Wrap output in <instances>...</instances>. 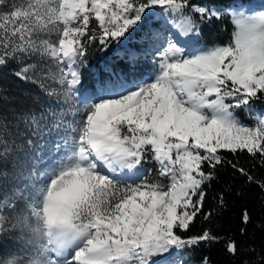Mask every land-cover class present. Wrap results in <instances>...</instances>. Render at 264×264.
Returning <instances> with one entry per match:
<instances>
[{"label": "snow or ice", "instance_id": "1", "mask_svg": "<svg viewBox=\"0 0 264 264\" xmlns=\"http://www.w3.org/2000/svg\"><path fill=\"white\" fill-rule=\"evenodd\" d=\"M158 13L171 18L175 35L158 26L141 31L145 17ZM225 19L230 40L202 46L204 25ZM113 44L127 45L125 58L97 73L92 95L77 107L88 49ZM148 46L157 49L155 70L137 79V54ZM10 64L16 79L58 107L13 111L10 118L0 106V243L14 245L0 253V264H175L178 251L220 242L207 229L183 233L202 213L205 186L226 163L224 152L246 153L264 167V111L254 107L264 104V0L219 7L0 0V72ZM240 110L252 124L239 119ZM54 133L49 163L46 145L34 138ZM145 163L155 164L159 179L144 175ZM227 163L264 191V181ZM250 222L245 209L241 223ZM225 247L238 252L231 238ZM200 264H210L208 257Z\"/></svg>", "mask_w": 264, "mask_h": 264}, {"label": "trees", "instance_id": "2", "mask_svg": "<svg viewBox=\"0 0 264 264\" xmlns=\"http://www.w3.org/2000/svg\"><path fill=\"white\" fill-rule=\"evenodd\" d=\"M190 2L201 4L210 2L219 7L228 0H190ZM232 30V25L227 19L213 21L204 25L200 41L206 45L225 44L230 40ZM100 56L103 57L104 52ZM95 61L100 62L96 58ZM15 68L16 65L10 64L0 72V89L3 90L4 97L0 100V106L4 113L10 117L13 111L22 109L33 108L40 111L46 104L42 96L43 92L34 84H26L16 79L12 75ZM254 107L259 109L264 107V104L257 103ZM237 115L241 121L251 123L244 111H238ZM34 139L39 142L38 138ZM223 155L226 163L217 168L216 179L205 186L207 195L202 213L194 219L189 230L183 233L184 236L191 237L200 235L207 229L222 239L211 246L201 244L183 252L197 261L208 257L210 264H264V191L256 183L247 182L246 177L233 170L227 161L238 163L257 181H264V167L260 166L258 159L253 160L246 153L233 155L224 152ZM207 170L205 166V171ZM220 197L225 201L223 208L219 206ZM245 209L251 217V222L246 226L241 223V215ZM204 214H210V218L205 220ZM242 227L246 229L243 234L240 231ZM229 238L236 242L238 252L235 256L226 252L225 245ZM9 240L5 238L0 246H4Z\"/></svg>", "mask_w": 264, "mask_h": 264}, {"label": "rangeland", "instance_id": "3", "mask_svg": "<svg viewBox=\"0 0 264 264\" xmlns=\"http://www.w3.org/2000/svg\"><path fill=\"white\" fill-rule=\"evenodd\" d=\"M253 2L259 6L261 4V0H253ZM171 19L170 17H166L163 13H158L152 16H146L144 23L141 25V31H146L147 29L157 28L158 30L165 36L175 35L176 30L172 28L171 24L167 21ZM93 27L95 24L93 23ZM184 37H180V40L183 41ZM135 43L143 44L144 41H136ZM223 45L224 43H216ZM226 44V43H225ZM212 45V44H211ZM209 46V45H208ZM126 44L116 45L113 44L107 51H104V56L101 57L102 51L99 50L98 46H93L88 49V54L85 58V64L81 66L80 72L82 75V85L81 92L77 95V107H82V101L85 100L88 96L92 95V89L96 85V81L99 78L97 73L105 68L106 65L116 64L119 61H122L125 58V48ZM157 49L148 46L147 48L142 49L140 53H138L139 58V69L132 75L137 79L147 80L150 74H152L155 70V59H156ZM95 58L98 59L97 62ZM55 86V85H53ZM39 89V88H38ZM43 99H45V105H43V109L47 110L49 107H58L54 101H48V98L42 93ZM257 110L264 111V107L259 108ZM71 119V117H68ZM251 123L244 122L245 124H252L253 121L250 119ZM57 136L54 133L52 136H45L43 141L38 143H44L46 146L43 148V155L46 159H48L52 155V146ZM39 139V138H38ZM50 163L51 160L48 159ZM151 169V175L149 176L148 170ZM144 175L148 176L150 180L159 179L156 173V166L154 163H145L144 164ZM162 183H167L166 180L161 181ZM14 248V245L11 240L8 243L4 244V246H0V253H7ZM175 264H200L201 261L194 260L190 258L189 255L185 254L183 251H178L173 256Z\"/></svg>", "mask_w": 264, "mask_h": 264}]
</instances>
